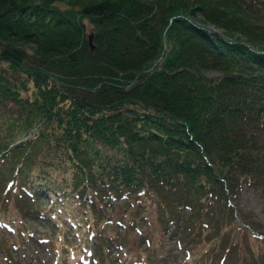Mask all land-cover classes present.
I'll return each instance as SVG.
<instances>
[{"label":"trees","instance_id":"1","mask_svg":"<svg viewBox=\"0 0 264 264\" xmlns=\"http://www.w3.org/2000/svg\"><path fill=\"white\" fill-rule=\"evenodd\" d=\"M254 2L0 0V202L97 230L98 198L147 195L175 232L187 209L189 228L231 249L258 221L230 200L242 179L264 182ZM207 253L226 263L225 249Z\"/></svg>","mask_w":264,"mask_h":264},{"label":"rangeland","instance_id":"2","mask_svg":"<svg viewBox=\"0 0 264 264\" xmlns=\"http://www.w3.org/2000/svg\"><path fill=\"white\" fill-rule=\"evenodd\" d=\"M254 4L264 17V0ZM20 44L29 52L33 50L32 40ZM203 70L209 75L220 72L216 67ZM257 141L264 146V132L257 133ZM0 194L5 196L2 187ZM9 198L8 203L0 202V264H211L207 250L213 245L221 254L225 249V264H264V182L242 179L230 200L237 214L247 213L251 221H258L253 222L256 227L245 223V228L237 229V242L231 249L229 244L223 246L219 237L207 241L206 232L197 234L196 226L189 228L192 221L187 209L181 212L175 232L178 218L163 217L164 206L147 195L143 200L134 195L98 198L88 207L92 214L93 209L104 213L99 223H94L97 230L81 229L61 218L54 224V218L42 214L23 219L16 211V198ZM218 217L225 216L220 212ZM184 233L188 235L179 243L177 237ZM227 238L228 242L230 236ZM242 253L251 260H240Z\"/></svg>","mask_w":264,"mask_h":264},{"label":"water","instance_id":"3","mask_svg":"<svg viewBox=\"0 0 264 264\" xmlns=\"http://www.w3.org/2000/svg\"><path fill=\"white\" fill-rule=\"evenodd\" d=\"M92 36H93V31H89V33H88V39H89V42H90V45H91V46L94 45V43H93V41H92Z\"/></svg>","mask_w":264,"mask_h":264}]
</instances>
